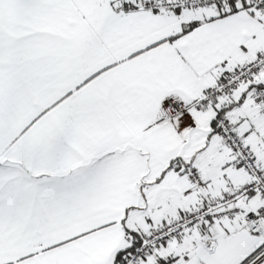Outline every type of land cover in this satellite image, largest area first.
<instances>
[{
	"label": "snow or ice",
	"instance_id": "6c2138e0",
	"mask_svg": "<svg viewBox=\"0 0 264 264\" xmlns=\"http://www.w3.org/2000/svg\"><path fill=\"white\" fill-rule=\"evenodd\" d=\"M0 264H264V0H0Z\"/></svg>",
	"mask_w": 264,
	"mask_h": 264
}]
</instances>
